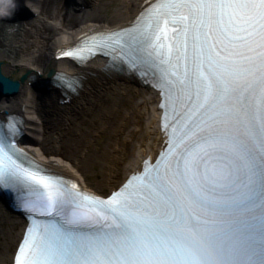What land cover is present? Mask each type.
Here are the masks:
<instances>
[{
  "label": "snow or ice",
  "instance_id": "6c2138e0",
  "mask_svg": "<svg viewBox=\"0 0 264 264\" xmlns=\"http://www.w3.org/2000/svg\"><path fill=\"white\" fill-rule=\"evenodd\" d=\"M97 48L153 70L168 146L102 199L0 125V189L30 221L15 264H264V0H154L65 55Z\"/></svg>",
  "mask_w": 264,
  "mask_h": 264
},
{
  "label": "bare ground",
  "instance_id": "6f19581e",
  "mask_svg": "<svg viewBox=\"0 0 264 264\" xmlns=\"http://www.w3.org/2000/svg\"><path fill=\"white\" fill-rule=\"evenodd\" d=\"M145 1L0 0L2 73L18 78L28 71L33 76L31 87L24 82L14 95L0 94V118L6 119L4 110L22 118L21 140L31 146L28 153L34 161L73 176L71 168L53 160L70 156L68 161L80 172L85 187L103 195L116 187L144 155L155 153L160 142L157 96L137 85L133 76L106 68L105 60L72 65L58 59L57 54L87 34L126 24L145 6ZM75 2L76 8L85 4L84 10L73 8L69 12ZM34 11L37 15L29 19L18 16ZM49 68L86 81L94 101L88 105L87 97L81 94L69 109L57 104L60 89L46 75ZM29 89L31 100L27 104ZM23 104L27 114L45 112L40 123L35 116L24 117ZM78 105L79 109L71 113ZM95 132L100 133L94 137ZM37 145L42 159L33 150ZM79 152H84L83 158L78 157ZM23 223L0 196V264H10Z\"/></svg>",
  "mask_w": 264,
  "mask_h": 264
},
{
  "label": "rangeland",
  "instance_id": "374dc122",
  "mask_svg": "<svg viewBox=\"0 0 264 264\" xmlns=\"http://www.w3.org/2000/svg\"><path fill=\"white\" fill-rule=\"evenodd\" d=\"M72 7V8H71ZM71 7L69 8V12H71L72 11V9L73 8H76V2L75 3H73V5H71ZM76 9H78V7L76 8ZM36 13H37V11H35ZM30 14H31V12H30ZM33 17V16H32ZM31 89H29L28 91H26V98H27V104H30V98H31ZM87 97V98H86ZM84 98H86V102L88 101L89 103H88V105L90 104V103H92L93 101H94V95H92V93H89V94H86L85 95V97ZM25 105V104H24ZM79 105L77 106V107H75L72 111H71V113L72 112H75L76 110H78L79 109ZM25 108V107H24ZM122 114V113H121ZM27 116H36V114L35 113H33V114H27L26 112H24V117H27ZM79 115H77V116H75L76 117V119H78L77 117H78ZM121 116V115H120ZM74 127H76V126H74ZM92 130V129H91ZM100 132H95L94 133V137H96L98 134H99ZM93 135V134H92ZM89 138L91 139V137L89 136ZM35 151L37 152V154H38V156L40 157V158H44L43 156H42V152H41V150L39 149V147H38V145L37 146H35ZM78 157H80V158H83L84 157V152H79L78 153ZM69 158V159H68ZM67 159H61L60 157H58V158H54L56 161H58L59 163L60 162H62V163H65V164H67L71 169H73V171L76 169L75 167H72L73 165L71 164V162L70 161H68V160H70V156L68 157ZM79 173V172H78Z\"/></svg>",
  "mask_w": 264,
  "mask_h": 264
},
{
  "label": "water",
  "instance_id": "95a60500",
  "mask_svg": "<svg viewBox=\"0 0 264 264\" xmlns=\"http://www.w3.org/2000/svg\"><path fill=\"white\" fill-rule=\"evenodd\" d=\"M1 64L0 61V92L3 93L6 96L14 95L18 92L20 83L24 81L27 72L22 73L18 79L4 75L1 70ZM52 74V71L49 73V75Z\"/></svg>",
  "mask_w": 264,
  "mask_h": 264
}]
</instances>
